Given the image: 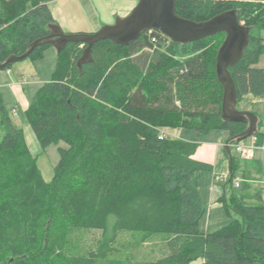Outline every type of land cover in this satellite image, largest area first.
<instances>
[{"label": "trees", "instance_id": "obj_1", "mask_svg": "<svg viewBox=\"0 0 264 264\" xmlns=\"http://www.w3.org/2000/svg\"><path fill=\"white\" fill-rule=\"evenodd\" d=\"M48 1L0 0V63L51 32ZM230 9L251 29L241 60L229 67L238 102L248 94L264 98V68L254 66L264 52V0L176 4L180 16L195 21ZM224 38L220 32L178 43L147 30L126 46L96 42L81 65L86 44L68 42L25 110L42 147L66 143L48 181L0 90V264H264L261 192L250 202L225 191L220 202L230 221L202 231L199 184L213 166L194 156L198 143L160 131L222 128L228 145L243 139L247 122L222 118L216 57ZM50 46L39 45L29 58H43ZM241 163L232 154L225 186ZM74 229L100 236L86 252L69 253L63 236Z\"/></svg>", "mask_w": 264, "mask_h": 264}, {"label": "water", "instance_id": "obj_2", "mask_svg": "<svg viewBox=\"0 0 264 264\" xmlns=\"http://www.w3.org/2000/svg\"><path fill=\"white\" fill-rule=\"evenodd\" d=\"M177 0H139L132 11L117 16L112 24H105L95 32H64L58 23L50 25L51 32L34 40L22 54L11 55L0 69L8 63L28 58L39 45L49 42L59 53L68 42L86 44L79 65L92 59V49L96 42L111 40L119 45H129L147 30H158L178 43L192 42L225 32L216 57V73L223 85L222 118L228 121H245L248 126L241 133L243 139L256 131V115L249 110L238 108V92L229 67L239 62L250 41V27L239 20L235 9L226 10L207 20L195 21L176 12ZM232 162L231 148L226 145Z\"/></svg>", "mask_w": 264, "mask_h": 264}, {"label": "rangeland", "instance_id": "obj_3", "mask_svg": "<svg viewBox=\"0 0 264 264\" xmlns=\"http://www.w3.org/2000/svg\"><path fill=\"white\" fill-rule=\"evenodd\" d=\"M73 2L75 0H64V3L67 2ZM80 3H83L84 6H92L91 1L92 0H77ZM89 18V15H88ZM94 18V15L90 18ZM115 22V20H114ZM113 22V23H114ZM244 23L243 21H241ZM108 24V23H107ZM104 25V24H103ZM102 27V26H101ZM100 29V28H99ZM257 30H253L252 33H256ZM264 34V30L262 31V35ZM262 55V63H264V52ZM57 58V50L55 46H50L47 48L44 52L43 58L40 59H31V58H25L22 60H18L12 63L10 69L11 71L8 72V69H0V90L4 97V102L6 104V108L8 113L11 115V117L16 121L17 123H20V126H26L31 129V132L34 134L32 128L30 127V124L27 121L24 106L21 102H17V95L13 94L11 91V84L10 82H16L18 80L22 79V83H24L25 87V94L26 98L28 100H32L33 96L36 94L39 87L45 82L48 81L54 71L55 63ZM25 78V80H23ZM253 98H256V101H254ZM254 106V109L258 112L260 115V118L262 119V125H260L259 128H261V131L264 130V98L259 97H253L252 95L249 97H246L243 99L242 103H239V107H248V106ZM238 107V108H239ZM15 109L16 115L13 114L12 110ZM160 131L166 132L168 136L176 137V129L172 128H161ZM256 132V131H255ZM254 132V133H255ZM4 133V129L2 126H0V138L2 137ZM177 135H179V138L185 137L187 140L194 141L198 143V146L200 147L199 150H201L206 144L208 143H220L225 144L228 140L229 132L226 129L222 128H216L212 129L209 132H200L194 129H187V128H181L179 132L177 131ZM262 135V133H261ZM181 136V137H180ZM178 137V136H177ZM249 142V137L246 138ZM243 139H240L241 141ZM263 139H261L262 141ZM260 141V142H261ZM247 142V143H248ZM228 144V143H227ZM231 143L229 146L231 148V154L237 155L240 158V161L242 162V159L247 160V158H243L242 156L238 155L236 148ZM66 146V143L64 141H61L59 144H49L45 148L40 147L39 152L37 154H32L33 157L36 158L37 164L41 170L42 176L44 180L48 181L53 177L54 174V166L57 164L59 160V150L58 146ZM29 148V147H28ZM208 151V149H206ZM258 153L260 157L262 158V180L264 182V151L261 149L255 150V155ZM255 156L249 158L253 159ZM229 161H223V165H228ZM252 169H250V173L247 170V174L249 176H246L245 179L244 175L242 174V171L237 170L235 174V179H239L241 182V187H236L234 183L231 185H228L229 188H227V193L231 192H238L243 194V192L247 193L245 195L246 199L250 202H254L255 198L252 197L255 195L252 194L254 189H258L256 183H253L251 180L253 177H251V173L253 175L255 174L257 170V165L255 166L254 163L250 164ZM248 169V168H247ZM213 169L206 171L201 179L199 184L200 194L203 198L204 205H205V211L202 215L200 221H199V228L202 231L205 232H211L215 231L222 226L226 225L230 221V216L225 210V206L223 202H220L219 194L216 195V198H213L210 200V193H211V185L213 183ZM246 175V174H245ZM212 178V179H211ZM243 179V180H242ZM251 179V180H250ZM242 180V181H241ZM251 181V182H250ZM216 188L219 187V190H223V187L225 186V182H219L216 183ZM252 184V185H251ZM254 186V187H253ZM262 190L260 192L264 193V186H261ZM248 188V189H246ZM100 236V232L96 230H78L74 229L69 231L66 235H64V239L67 243V252L69 253H84L88 248H91L98 237ZM154 241L151 242H155ZM150 241L143 243L144 246H147ZM193 264H201V260L194 261Z\"/></svg>", "mask_w": 264, "mask_h": 264}, {"label": "crops", "instance_id": "obj_4", "mask_svg": "<svg viewBox=\"0 0 264 264\" xmlns=\"http://www.w3.org/2000/svg\"><path fill=\"white\" fill-rule=\"evenodd\" d=\"M63 1L64 0L48 1V6L52 12L55 22L59 24V26L62 28L64 32H85L87 33V32L97 31L99 28H101V26H103V24L104 25L107 23L112 24L117 16L124 17L128 15L132 11V9L137 5L139 0H92L91 1L92 6H88V7L84 6L83 3H80L77 0L73 2L68 1L67 3H64ZM88 15H89V18H88ZM93 15H94V18L90 19ZM262 36H264V34ZM261 57L262 55H260L258 62L254 66L264 68V63L261 62L262 61ZM56 61H57V58H56ZM55 66H56V63H55ZM9 71H11L10 68L8 69V72ZM23 80H25V78ZM22 82L23 81L21 79L16 82H10L9 84H11L10 89L12 93L17 95V102H21L22 105L24 106V110H26V108L28 107L30 103V100L26 98L25 87H24V83ZM249 96H251V94L245 95L244 98L249 97ZM252 96L255 97L254 95ZM243 99L239 101L238 104L242 103ZM253 99L254 101H256V98H253ZM239 109L252 111L256 115V129L261 131V128L259 127L260 125H262V119L260 118V115L258 114V112L254 109V106L252 105V106H248L245 108L239 107ZM12 112L14 115L17 114L15 109H13ZM17 124L20 126V123H17ZM21 127L24 130L25 139L30 149V152L33 155L37 154L41 146H40V143L35 133L33 134L31 132V129L29 127H26L25 125ZM179 130H181V128L176 129V137L178 136L177 138H179V135H177V131L179 132ZM181 139L187 140L185 137H181ZM227 143H228V140L226 141L225 144H220V143L213 144V143L207 142V144L201 150H199L200 147L198 146L194 156L197 159L204 160L212 164L213 170L214 169H219V170L220 169H230V165L232 162L230 159V155L227 153V150H226ZM206 149H208V151ZM254 156L255 157L250 160L242 159L241 168H240V171H242V174L244 175L243 179H245L246 176H249L246 173L247 170L250 173L251 171L250 169H252L253 167V166L251 167L250 164L254 163L255 166L256 165L258 166L255 174L254 175L252 174L254 172L251 173V177L253 178L252 180L250 179L253 183H256L257 186L255 187H258V189L256 190L255 188L254 189L255 192H253L250 195H253L254 193L256 194L258 191L262 190L261 186H264V182L261 177L263 161L260 155H258V153H256V155ZM226 160L229 161L228 163L229 166L223 165V161H226ZM212 184H215V185H211L210 200H212L213 198H216L217 194H219V197L222 196L223 193L227 190V188H229L228 185L224 186L223 190L221 191L219 190V187L216 188V185H218L216 184V182H213ZM241 186L242 185H240L239 187ZM199 192H200V189H199ZM262 192L261 194H262V198L264 201V193ZM243 194L246 195L247 193L243 192ZM252 197L255 198V195Z\"/></svg>", "mask_w": 264, "mask_h": 264}, {"label": "built area", "instance_id": "obj_5", "mask_svg": "<svg viewBox=\"0 0 264 264\" xmlns=\"http://www.w3.org/2000/svg\"><path fill=\"white\" fill-rule=\"evenodd\" d=\"M149 33L153 31V29L148 30ZM158 39L157 36L152 37V41L156 42ZM262 132V141L259 140V135L257 133H253L249 136L250 141L248 142L247 139L244 140H236L233 142L232 145L235 146L237 152L240 156L243 158H251L255 155L256 149H261L264 151V130ZM161 135L165 136L167 135L166 132L161 131ZM248 142V143H247ZM231 177V171L230 169H214L213 170V182L219 183V182H227ZM234 184L236 187H239L241 185V182L239 179H234Z\"/></svg>", "mask_w": 264, "mask_h": 264}]
</instances>
